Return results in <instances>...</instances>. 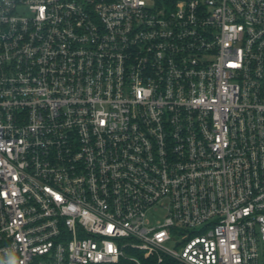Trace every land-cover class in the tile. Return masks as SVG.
<instances>
[{
    "label": "built area",
    "instance_id": "1",
    "mask_svg": "<svg viewBox=\"0 0 264 264\" xmlns=\"http://www.w3.org/2000/svg\"><path fill=\"white\" fill-rule=\"evenodd\" d=\"M0 264H264V0H0Z\"/></svg>",
    "mask_w": 264,
    "mask_h": 264
},
{
    "label": "rangeland",
    "instance_id": "2",
    "mask_svg": "<svg viewBox=\"0 0 264 264\" xmlns=\"http://www.w3.org/2000/svg\"><path fill=\"white\" fill-rule=\"evenodd\" d=\"M169 246H172V245H169Z\"/></svg>",
    "mask_w": 264,
    "mask_h": 264
}]
</instances>
